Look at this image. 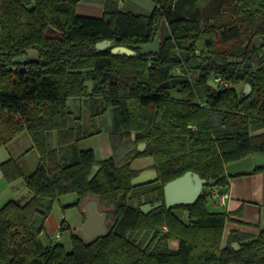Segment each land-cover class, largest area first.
<instances>
[{
  "label": "trees",
  "instance_id": "trees-1",
  "mask_svg": "<svg viewBox=\"0 0 264 264\" xmlns=\"http://www.w3.org/2000/svg\"><path fill=\"white\" fill-rule=\"evenodd\" d=\"M153 1L152 14L135 15L121 10V0H103V17L94 18L76 14L78 0H0V147L27 132L40 157L26 179L31 197L0 206V264H264V227L257 235L232 230L224 246L234 218L209 210L206 188L194 204L170 209L164 192L192 171L216 181L207 186L212 195H226V166L264 156V0ZM157 34L160 51L144 53ZM105 41L112 46L98 49ZM115 47L137 56L113 55ZM174 78L189 80L157 90ZM85 97L102 103V113L120 111L114 155L135 146L124 163L80 149L92 133L68 102ZM144 157L153 158L159 178L134 187L142 171L132 162ZM0 167L10 182L24 177L14 159ZM258 172L264 165L235 177ZM69 194L78 197L75 207L89 195L105 205L108 233L91 243L73 234L72 251L45 247V221Z\"/></svg>",
  "mask_w": 264,
  "mask_h": 264
},
{
  "label": "crops",
  "instance_id": "crops-1",
  "mask_svg": "<svg viewBox=\"0 0 264 264\" xmlns=\"http://www.w3.org/2000/svg\"><path fill=\"white\" fill-rule=\"evenodd\" d=\"M120 8L123 12L126 13H132L135 15H150L155 10L156 5L153 0H121ZM104 12H105V4L103 0H78L76 5V14L80 16L102 18ZM36 58L37 57H35L34 55L33 59ZM74 101L75 103L80 102L79 99L77 100L73 99V100H69L68 105L70 104V102H74ZM27 135L28 133L24 132L18 138L10 142L8 145L0 147V166L2 163L6 162L7 160L14 159L18 163H20L23 169H27L28 166L25 163V159L30 155H35L36 153L35 149L32 148L33 144L31 138L29 135L28 136ZM92 136L93 135H91V137ZM81 143H79V147L81 150L89 149V148H82ZM142 148H144V145L142 146ZM92 150L94 151L95 157L97 159L96 150L94 148H92ZM113 156H115L113 151V145L111 138H109V148L107 153L104 154L103 159L101 160L97 159V160L98 161L107 160ZM139 159H143V158H139ZM136 160L132 162V167L135 170L145 171L147 169L153 168L154 161L151 164H147V165L145 164L142 167H135L133 165L136 162ZM38 164H40L39 156L36 157V161L33 163V169H31V172H34L36 169H38ZM29 196H30L29 188L27 187L24 179L21 178L13 182H10L4 177V174L0 167V206H3L10 201H17L23 198L25 200V198L27 199L29 198ZM226 196L227 197L225 199V205H221L218 200L217 203L222 207H227L226 212L231 213L232 214L231 217L235 218V220L238 223H232L226 225L227 228L229 227V230L225 231L224 234L225 237L223 242L225 243L226 241H228V236L232 230H240L243 232H247L250 235H257L260 228L264 227V172H258L251 175H242V176H237L235 178H231L230 186ZM62 199L63 198L61 197L59 200L61 201ZM77 201H78V197L77 200L73 203H69L68 205L63 204L62 208L75 207L74 205L77 203ZM56 203L57 201L54 203L53 208L56 205ZM93 203H94V198L92 196L86 198L81 203L80 207L83 210V215L87 214L88 207H90ZM95 208H97L98 211H100L101 213H105L102 210L100 203L98 204L97 198H95ZM238 211L243 213V218L238 216L240 215L237 214ZM246 215L249 216V220H247V223H249L250 225L241 226L239 222H245ZM50 216L51 214L45 221V228H46V223L48 228L50 226L49 224ZM64 222L65 220L64 221L61 220V222L59 223L61 230H64V226H65ZM51 223L52 226H54V224H56V220H53ZM106 223H107V219H106ZM68 226L71 228L70 225Z\"/></svg>",
  "mask_w": 264,
  "mask_h": 264
},
{
  "label": "rangeland",
  "instance_id": "rangeland-1",
  "mask_svg": "<svg viewBox=\"0 0 264 264\" xmlns=\"http://www.w3.org/2000/svg\"><path fill=\"white\" fill-rule=\"evenodd\" d=\"M206 6V5H205ZM262 42V40H261ZM204 49V46L201 45V50ZM37 57V52L32 51L29 58H34ZM29 58H25V59H29ZM213 86H215L214 83H212ZM90 86H92L90 84ZM240 90L244 89V85H240L239 86ZM171 94L173 96H178L177 92L172 91ZM73 100V99H71ZM77 100V99H76ZM80 102L75 103L74 102H70L69 104V108L70 110L73 112L74 118H78V122L83 125L90 133H92V137H88V139L83 140V142L81 143V147L82 148H89L92 149L94 148L97 152V159L101 160L103 159V156L105 153H107L108 148H109V138H111V133L113 132H119L121 130L120 127V111L118 109L115 108H110L108 109L105 113H102L103 107L104 105H102V103L99 105L98 102H96L95 100H92L88 97L79 99ZM92 100V101H91ZM91 101V102H90ZM90 102V103H89ZM76 124H78L77 121H75ZM22 135V134H20ZM19 135V136H20ZM29 135V134H28ZM27 135V136H28ZM18 136V137H19ZM110 136V137H109ZM17 137V138H18ZM16 139V138H15ZM134 139V138H133ZM32 141V140H31ZM123 142L125 144H129V142H132V138H123ZM146 144V147L144 150L147 149V143L144 142ZM33 144V142H32ZM142 144V143H140ZM139 144V145H140ZM138 145V147H139ZM24 146V145H22ZM135 147V146H134ZM133 145H129L128 147L123 146L120 151L118 152V154H116V158L117 159H121L120 161L124 163V156L125 154L130 150L134 148ZM34 149V146L32 147ZM35 155H30L25 159V163L27 164V169H23L20 165V163H18L19 167L22 169L23 173H24V177H21L24 179L25 183H26V179L27 177L32 174L33 172H31V169H33V163L36 161V157L39 156L38 152L35 150ZM38 154V155H37ZM127 156V155H126ZM40 158V157H39ZM24 162V160H23ZM153 162V158L149 157L145 159H138L136 160V162L134 163L133 166L135 167H142L143 165H147V164H151ZM40 166V164H38V167ZM37 170V169H36ZM35 170V171H36ZM34 171V172H35ZM19 178V179H21ZM27 185V183H26ZM30 192V196L31 197V191ZM206 192L208 193V199H207V206L209 208V210H211L212 212H226L227 207H222L220 206L217 202V200L213 197L212 195V189H210L209 187H206ZM91 195H89L88 197H90ZM29 198H24L17 200V202H26ZM63 199L60 201H57L56 205L53 208V211L51 213V216L49 218V228L47 227V223H46V228L43 231L42 234H40V239L42 240V243L45 247L50 246V245H56V244H62L65 249L67 251H72V235L73 234H77V235H82L83 230L85 228V224H84V220H85V215H83V210L81 209L80 206L77 207H70V208H62L63 204L64 205H68L69 203H73L77 200V195L76 194H69L66 196L62 197ZM24 200V201H22ZM102 209H104L105 211L107 210L106 206L103 205L101 206ZM108 211V210H107ZM106 211V212H107ZM243 212V210H242ZM238 211L237 214L239 217L243 218V213ZM184 222H188V217L187 215L183 214L182 215ZM56 220V224H54V226H52V221ZM65 220V226H64V230H61L59 223ZM233 221H229L227 223V225L232 224V223H238L235 218L231 219ZM235 220V221H234ZM247 220H249V216L246 215V223ZM252 221V220H251ZM246 223L244 224V222H239V224H241V226H247ZM110 224V221H109ZM249 224V223H247ZM37 224L35 223V226ZM70 225L71 228L68 226ZM165 231H167V227L163 228ZM229 227H225V231H228ZM259 233V231H258ZM60 234L61 238L59 240L56 239L57 235ZM225 237V235H224ZM178 241L176 239H172L170 240V247L171 248H178L177 246ZM227 241L224 243L223 245L226 246Z\"/></svg>",
  "mask_w": 264,
  "mask_h": 264
},
{
  "label": "water",
  "instance_id": "water-1",
  "mask_svg": "<svg viewBox=\"0 0 264 264\" xmlns=\"http://www.w3.org/2000/svg\"><path fill=\"white\" fill-rule=\"evenodd\" d=\"M112 46V42L105 41L97 45V48L100 50L106 49ZM161 48V40L160 34H157L156 39L153 43L148 44L144 48V53L152 54L158 53ZM113 55H128V56H137V53L129 48L126 47H115L112 49ZM189 79H182V78H174L171 81L165 82L161 84L157 90L161 89H171L175 87L177 84H182L187 82ZM247 91H251V86H246ZM144 145V148L142 146ZM146 147L145 143L139 145V151H144ZM264 165V156L262 155H255V156H248L242 160L237 162H233L226 166V174L228 181L230 178L235 177L243 172H252L258 166ZM99 167L96 166L93 168L92 174L90 176V181L94 179L96 174L99 171ZM158 172L156 169L151 168L145 171H142L137 177L132 180V185L134 187L150 184L156 180H158ZM215 186L216 181H209L207 182L203 178L199 176V174L189 171L183 176L167 183L164 187L165 192V205L168 209L178 206V205H191L194 204L199 197L202 195L204 189L208 186ZM99 204V201H98ZM163 205L162 202L156 203L154 206L152 205H145L141 207L143 213H148L155 208H159ZM106 219L107 214L101 213L95 208V212L89 215V219L86 222L85 228L83 233L85 235H90L95 237L96 239L103 238L107 235L106 231ZM92 241V240H88ZM233 247L236 250H239L240 247L238 244H233Z\"/></svg>",
  "mask_w": 264,
  "mask_h": 264
},
{
  "label": "flooded vegetation",
  "instance_id": "flooded-vegetation-1",
  "mask_svg": "<svg viewBox=\"0 0 264 264\" xmlns=\"http://www.w3.org/2000/svg\"><path fill=\"white\" fill-rule=\"evenodd\" d=\"M94 198V203L88 207V210H87V214H85V220H84V224L86 225V222L88 221L89 219V215L91 213H94L95 212V196H92ZM147 205H150V204H147ZM145 206V205H144ZM105 213L106 211L104 209H102ZM88 218V219H87ZM109 227H110V224H109V221H108V216H107V223H106V231L108 233V230H109ZM82 237V239L84 241H86L87 243H91V242H94L95 241V237H92L90 235H85L84 233H82V235H79ZM88 240H92V241H88ZM178 244V243H177ZM155 247H153L152 249H154ZM174 249V248H173ZM177 249V248H176Z\"/></svg>",
  "mask_w": 264,
  "mask_h": 264
},
{
  "label": "built area",
  "instance_id": "built-area-1",
  "mask_svg": "<svg viewBox=\"0 0 264 264\" xmlns=\"http://www.w3.org/2000/svg\"><path fill=\"white\" fill-rule=\"evenodd\" d=\"M178 73H179V72L177 71V74H178ZM217 82L222 83V80H221V79H217ZM213 197H214L216 200H218L219 203H220L221 205H225V199H226V197H227L226 195H219L217 191H214V192H213ZM56 239H57V240L60 239V234L57 235Z\"/></svg>",
  "mask_w": 264,
  "mask_h": 264
}]
</instances>
